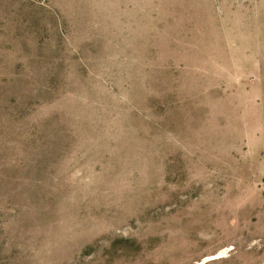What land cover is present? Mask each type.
<instances>
[{
    "label": "rangeland",
    "instance_id": "rangeland-1",
    "mask_svg": "<svg viewBox=\"0 0 264 264\" xmlns=\"http://www.w3.org/2000/svg\"><path fill=\"white\" fill-rule=\"evenodd\" d=\"M0 264H264V0H0Z\"/></svg>",
    "mask_w": 264,
    "mask_h": 264
}]
</instances>
